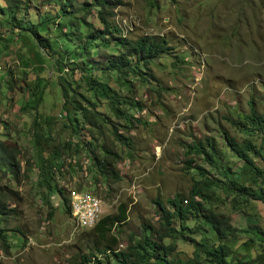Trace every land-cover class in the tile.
Masks as SVG:
<instances>
[{
    "label": "rangeland",
    "instance_id": "obj_1",
    "mask_svg": "<svg viewBox=\"0 0 264 264\" xmlns=\"http://www.w3.org/2000/svg\"><path fill=\"white\" fill-rule=\"evenodd\" d=\"M82 1L73 0L72 10L79 9ZM116 1L120 5L111 20L124 36L157 35L170 48L169 56L151 63L149 82L121 79L99 70L102 54L114 53V47L90 49L72 63L61 58L59 50L43 49L38 42L47 41L56 49L55 40L63 36L56 24L66 23L68 18H53L61 0H20L23 10L17 20L35 23L42 22L43 15L49 18L36 28L38 38L18 29L16 21L0 17V139L8 137L19 150L18 177L0 172V185L9 186L18 198L11 204L15 214L0 224L6 229L5 243H0V264H83L79 256L89 252L99 260L96 251L106 242L96 239L92 228H74L58 196L47 193L43 183V177H49L42 175L41 168L46 171L54 162L53 148L61 151L65 144L71 150L57 152L58 169L52 171L50 185L65 193L70 188L93 193L90 203H99V218L117 214L123 205L125 220L113 230L119 250L126 247L130 236L138 239L143 227L160 231L157 202L169 211L166 200L186 196L194 181L203 177L214 183L223 180L220 165L238 174V182L255 185L250 181L255 178L243 170L222 137L239 145L246 139L231 123L248 113L249 101L256 114L264 111V0ZM76 14L98 28L93 10ZM93 78L114 90L122 114L112 113L107 101L93 96ZM64 100L69 119L75 116L76 103L92 104L105 114L103 135L83 129L77 140L71 130L73 122L63 109ZM129 102L138 105L130 107ZM114 127L128 138V149L112 140ZM206 139L212 141L217 170L201 157L185 153L187 145H205ZM102 144L111 146L119 156L113 169L116 179L109 172L101 175L89 162L90 153L96 154L92 148ZM248 155L258 164L255 155ZM223 192L212 187L211 198L203 206L227 216L238 230L236 239L228 243L235 257L264 264V242L258 239L264 236V201L248 199L233 206ZM89 212L82 210L80 218L87 221ZM171 221L177 233L164 240L172 246L171 262L184 264L191 260L194 244L215 241L208 232H202L207 239L193 233L195 224L190 219ZM180 234L185 238L180 239ZM88 264L104 261L90 259Z\"/></svg>",
    "mask_w": 264,
    "mask_h": 264
},
{
    "label": "trees",
    "instance_id": "obj_2",
    "mask_svg": "<svg viewBox=\"0 0 264 264\" xmlns=\"http://www.w3.org/2000/svg\"><path fill=\"white\" fill-rule=\"evenodd\" d=\"M73 0H61L62 5L58 11H55L53 18L66 17V23L56 24L58 32L63 36L58 37L55 41L58 42V47L55 49L49 42H38L43 49L51 50L61 53V58L69 63L76 59L84 58V55L89 53L90 49H107L114 47V53H103L102 63H100L99 70L105 72H113L118 78L126 79L127 77L137 78L141 82H149L151 78L150 66L151 63L159 57L169 56L170 48H168L166 41L157 35L144 36L140 35L135 38L124 36L122 29L114 21L111 20L113 10L120 5L116 0H84L79 9L72 10ZM0 17L7 18L8 21H16V27L22 31L28 32L30 35H36V28L40 23H45L49 20L46 15H43L42 22H29V20H17V15L23 10L20 0H0ZM93 10L95 18L98 23V28L87 23L84 18L78 17L77 12ZM22 15V14H21ZM23 25H26L24 28ZM85 27V30L81 29ZM62 40V47L59 45ZM96 56V50L93 51ZM89 60L91 58L89 57ZM85 65H89L86 63ZM81 71L83 69H80ZM80 73V71L78 70ZM90 86L93 96L101 98L108 102L110 111L114 114H122L119 110L120 101L117 98L114 90L106 83L90 79ZM264 94V93H263ZM63 99H67L65 93L62 95ZM264 102V95L262 98ZM123 103V101H121ZM65 100L63 101V109L66 112V118L73 122L71 130L75 133L77 140L83 129L86 132L96 131L103 135L102 125L106 115L97 112L92 104L87 103L86 106L76 103L73 111L75 116L69 119V109L66 108ZM126 103V102H124ZM249 111L237 117L236 122H232L233 128L241 131L247 135L246 139L239 145L226 135L222 137L223 143L238 159L242 165L243 170L248 174L259 180V185L255 179L250 181L255 184L253 187L244 185L237 181L238 174L230 173L229 169L219 166L223 180L213 182L207 177L202 180L194 181L187 191L186 196L174 195L171 199L166 200V206L169 211L165 209L160 203H156L159 209V226L160 231L153 230L151 227H143L141 236L136 239L133 237L128 238V243L123 250L117 248V240L113 235V230L118 224H122L125 220V208L120 205L117 214L103 216L92 227L91 231L95 234L96 239L106 242L102 250H97L99 260L102 259L104 264H181L178 261L171 262L169 260V253L172 251V246L165 244L164 240L173 239L172 235L177 233V230L172 226L171 219H176L179 223L187 220L194 221L195 227L193 233H197L202 238L207 239L203 233L208 232L214 237L215 241L210 243L197 242L194 244L192 258L184 264H261L256 260L249 258H237L228 247L236 239L237 229L230 224L229 218L221 214H215L209 208H205L203 203L209 202L212 195V187H218L226 196L230 197L233 206L240 202H246L248 199L264 201V111L261 114H256L249 101ZM130 107H137V102H129ZM107 119V118H106ZM253 133V134H252ZM32 135L36 137L35 132ZM112 140L119 143L123 148H129L130 142L128 138L118 134L113 128ZM255 139L257 142L255 143ZM82 144V143H81ZM106 145V144H105ZM102 144L99 148L94 146L93 152L90 153L91 164L95 170L104 175L109 172L113 179L117 178V173L113 170L115 162L119 157L118 154L112 149L105 148ZM61 151L53 148L51 156L54 159L52 164L47 166L46 171L41 168L42 175H48V179L43 177V183L47 193L56 194L60 199L64 212L69 216V204L65 196V190L56 186H51V178L53 172L58 169L56 161L59 156L57 152L69 153L71 146L69 144L62 145ZM78 151V148H77ZM187 154H193L201 157L205 162L212 166L215 170L216 157L213 149L212 141L206 139L205 145L190 144L187 145L185 150ZM248 153L255 155L258 159V164H254L253 160L249 157ZM19 150L15 142H11L8 137L0 139V172L9 173L13 178L18 177L19 164L17 156ZM102 154V155H101ZM101 155V156H100ZM186 163H190L187 160ZM188 167V164H187ZM53 171V172H52ZM18 181V180H17ZM94 181H96L94 179ZM218 183V184H216ZM199 198L200 202L195 199ZM17 196H14L13 190L6 185H0V224H5L12 214H15L14 206L11 204L17 201ZM184 205H183V204ZM184 227L181 225L180 230ZM154 235V237H153ZM6 229L0 228V243H5ZM180 239H184L183 234L179 235ZM259 241L264 242V236L258 237ZM176 240V239H174ZM108 252V255L106 254ZM101 257V258H100ZM83 264H88L90 259L96 263L94 254L89 252L86 255L79 256Z\"/></svg>",
    "mask_w": 264,
    "mask_h": 264
},
{
    "label": "bare ground",
    "instance_id": "obj_3",
    "mask_svg": "<svg viewBox=\"0 0 264 264\" xmlns=\"http://www.w3.org/2000/svg\"><path fill=\"white\" fill-rule=\"evenodd\" d=\"M76 192H78L77 189L71 190V188H70V190H67V192L65 193V196L68 200L69 209H70L69 218H70L71 222L73 223V225H75L73 227L76 229H81V221H85V220L80 218L79 213L84 209L89 210L90 211L89 212L90 218L88 220H90L94 217V212H96L95 216H99L98 213H99L100 206H99V203H95V204L90 203V202H93V199H92V196L94 195L93 193H92L93 194L92 195V194L87 193V192H82V193H80V200H82L84 203H88V204L82 205L80 207H76V203H75V201H73V193H76ZM92 206H95V207L93 208ZM76 214H77V218H76ZM96 221H95V223H96ZM95 223H94V225H95Z\"/></svg>",
    "mask_w": 264,
    "mask_h": 264
},
{
    "label": "built area",
    "instance_id": "obj_4",
    "mask_svg": "<svg viewBox=\"0 0 264 264\" xmlns=\"http://www.w3.org/2000/svg\"><path fill=\"white\" fill-rule=\"evenodd\" d=\"M80 191L73 193V201L76 203V207H80L82 205H86L88 203H84L82 200H80ZM99 219V216H94L92 219L87 221H81V229L86 228H92L95 221Z\"/></svg>",
    "mask_w": 264,
    "mask_h": 264
},
{
    "label": "clouds",
    "instance_id": "obj_5",
    "mask_svg": "<svg viewBox=\"0 0 264 264\" xmlns=\"http://www.w3.org/2000/svg\"><path fill=\"white\" fill-rule=\"evenodd\" d=\"M99 220V219H98Z\"/></svg>",
    "mask_w": 264,
    "mask_h": 264
}]
</instances>
